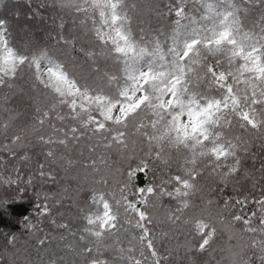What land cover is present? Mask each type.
Wrapping results in <instances>:
<instances>
[{
  "label": "trees",
  "instance_id": "1",
  "mask_svg": "<svg viewBox=\"0 0 264 264\" xmlns=\"http://www.w3.org/2000/svg\"><path fill=\"white\" fill-rule=\"evenodd\" d=\"M118 3L116 27L123 28L139 52L144 49L137 70L149 65L163 66L164 71L182 67L181 98L190 105L223 101V88L207 71L213 65L229 74L239 103L233 106L230 99L216 111L206 138H181L173 130L176 113L161 108L153 92L151 104L113 122L104 119L98 107L70 109L71 99L41 85L28 64L20 67L11 87L0 86V201L12 196L8 180H15V169L33 175L44 162L45 173L50 170L53 179L34 175L28 191L50 214H32L29 200L0 211V264H264V103L250 102L253 92L260 96L264 81L244 73L227 47L201 44L188 61L180 65L177 60L185 38L211 35L213 26L203 17H215L217 10L233 12L228 23L246 50L254 42L264 44L261 0ZM173 5L185 9L179 27L169 14ZM17 11L20 17L11 19L10 43L19 53L48 56L64 66L83 92L104 97L108 105L121 104L131 66L111 44L99 42L106 26L90 0H0V14L11 17ZM178 41L181 47L173 53ZM37 109L41 115L48 113L43 124ZM245 111L252 114L255 127L239 118ZM90 116L104 128L96 131ZM6 120L11 121L7 129ZM16 134L21 141L13 144ZM42 139L50 143L45 146ZM45 152L53 156L45 160ZM140 168L146 171L138 180L129 175ZM138 183L145 188L142 195L136 193ZM100 196L111 203L114 229L85 223L88 214L100 211L93 204ZM129 199L139 200L147 216L142 223L149 235L143 240ZM31 214L25 224L22 218ZM9 233L14 239H8ZM203 240L207 243L201 249Z\"/></svg>",
  "mask_w": 264,
  "mask_h": 264
},
{
  "label": "snow or ice",
  "instance_id": "2",
  "mask_svg": "<svg viewBox=\"0 0 264 264\" xmlns=\"http://www.w3.org/2000/svg\"><path fill=\"white\" fill-rule=\"evenodd\" d=\"M264 7V0H261V5ZM27 7L31 9V4H28ZM110 7L112 8L111 21L113 24V32L110 34L108 39H105L101 34L98 36L99 42L101 44H111L114 52L117 55H126L128 58L125 59V64L131 65L127 69V80L129 82V87L122 89L120 92L121 104L120 111L122 115H125L129 109H139L144 105L151 104L152 95L151 92H159L160 95L157 96L159 106L161 108H166L169 112H175L176 115L173 116V124L177 128L178 132H183L185 135L189 131L195 136L199 135L201 137H206V126L212 118L214 111L219 110L222 106H226L228 101L231 99L233 106L239 103L238 98L235 96L233 85L229 83V74L224 71L217 72V68L213 65H208L207 71L212 74V76L217 80L220 87L223 88L225 96L223 101L220 99L208 100L206 102H197L190 101V105L185 109L183 99L181 98L180 85L184 83V78L182 73L184 69L182 67H177L176 71H164L163 66L161 69H156L154 66L149 65L143 69L137 70L135 65L140 56L136 55L135 45L131 43L130 38L124 32L123 28L116 27L120 22V16L118 9L120 7L118 0H111ZM174 10L170 11V16L175 17L174 23L179 27L182 23V20L186 18L184 16L185 9L179 5L172 6ZM39 11L38 9L36 10ZM35 12H32V15H35ZM103 15V14H102ZM233 12L230 9H225L223 13L217 10L215 17H203L206 23L212 24L211 35H205L200 37L197 33L192 39H184L183 42V51L177 56L179 64L182 65L184 62L188 61L189 58L193 55V50L197 49L203 44L205 48H225L231 50V56L240 61L241 69L244 73L250 76L253 80L264 81V44L253 43L252 47L245 49L244 42L238 41L236 36L237 32L234 30V27L228 23V18L233 17ZM20 13L14 12L10 17L7 14H0V86L11 87V82L17 79L18 72L20 67L28 64L29 67L36 73L35 79L41 84L44 85V81L40 78V73L43 72L44 76L47 78L48 83L44 85L46 88L50 89L55 94L60 97L67 96H81L85 102H95L96 104H102L105 102V98L101 96L93 97L91 94L83 92L79 85L74 79H71L68 73L65 71V68L62 64L57 61L52 60L48 56L42 55L40 58H37L35 55L22 54L19 53L16 48L10 43V26L11 19H19ZM29 19L32 16L28 17ZM261 24H264V16L261 17ZM261 37L264 38V31L261 33ZM123 44L124 46H121ZM181 47L179 41L172 48V52L176 53L177 50ZM141 55L144 53V49H140ZM85 55L86 59L90 58V55L85 51L82 53ZM94 55V54H93ZM95 71L100 72V67L97 66ZM235 79V77H233ZM252 105L264 103V90L261 91L260 96H257L255 92L250 100ZM194 105V106H192ZM69 108L75 110L77 107L76 101L73 100L69 105ZM81 108H84V105L81 104ZM112 106L109 105L107 111L111 112ZM37 116L41 117L39 122L44 123L42 117L48 116L47 112H44L42 115L37 109ZM187 116L188 124L183 125L181 121L179 124L176 123L179 116ZM239 118L244 120L245 123H251V126L255 127V121L252 117V114L248 111L238 114ZM108 118L107 116L105 117ZM126 118V115H125ZM89 122H94L96 131H100L104 128V124L95 117H89ZM11 121L6 120L4 122V127L7 129ZM73 132L76 129H72ZM21 141V136L16 134L12 137V143L17 144ZM45 146H47L49 140H41ZM213 153L215 154L217 149L213 147ZM23 152V149L21 150ZM45 160L50 159L53 156L51 152L44 153ZM15 158V156L13 157ZM37 172L33 175L22 174L20 169H15L16 178L8 180L9 188L11 189L12 196L6 198L4 201H0V211H7L9 204L16 203L19 204L24 200H29L32 202L33 213L38 215H49L50 211L47 205H41L29 194V187L34 184L33 176H38L40 179H53V174L49 170L47 174L45 173V163L39 162L37 165ZM146 169L140 168L131 170L129 175H135L137 180L139 176L143 174ZM179 183H183L184 186H187V181H180V178H176ZM35 188H33V192ZM145 191L143 185L139 184L136 188V193L142 195ZM152 188H148V192L151 193ZM254 203L256 201H253ZM240 203V201H237ZM93 204H95L100 211L97 215L92 216L88 214L85 218V223L87 225H94L99 223L100 229L104 230L106 228L114 229L116 227L115 216L112 213V206L109 200L105 197L100 196L98 198H93ZM127 206L133 211V214L136 216L137 220L140 222L138 226L142 230L141 239L148 237L149 232L147 227L142 223L147 219L146 214L140 208L139 200L127 201ZM30 216H25L22 218V221L27 224L32 218ZM254 215V213H253ZM237 220L240 219L239 216L236 217ZM248 223L247 220L244 221ZM67 225H61V228H66ZM27 230V229H26ZM92 235H100L99 232H93ZM8 239L12 240L14 237L11 234H8ZM44 241H41L43 244ZM207 241L203 240L200 244L201 249L206 245ZM148 247L152 248L151 240H148ZM91 251L90 249L88 250ZM135 264H139V261H136Z\"/></svg>",
  "mask_w": 264,
  "mask_h": 264
},
{
  "label": "rangeland",
  "instance_id": "3",
  "mask_svg": "<svg viewBox=\"0 0 264 264\" xmlns=\"http://www.w3.org/2000/svg\"><path fill=\"white\" fill-rule=\"evenodd\" d=\"M90 1L93 3V5L96 8H98L99 13L101 14V16L103 18V24H105L106 30L102 31V35L104 36L105 39H108L110 34H112V32H113V24L111 21L112 8L110 7L111 0H90ZM121 46H124V45L121 44ZM136 55L141 57V53L137 49H136ZM124 56H125V59L128 58L126 55H124ZM137 61H139V59ZM40 78H41V80L44 81V84L48 83L47 78L44 76L43 72L40 73ZM153 93H155L156 99H157V96L160 95L159 92H153ZM150 94L153 95L151 93V90H150ZM64 98H69L72 101L75 100L78 107H81V104L84 105V108L91 107V106L98 107L101 111L102 117L104 119H106L105 117L107 116L108 118L106 120L113 121V122L122 121L125 118V115H128L129 113L134 111V109H129L125 115H122L121 111H120V107L118 106L120 104L111 105L112 110H111V112H108L107 109H108L109 105L106 103L96 104L95 102H91V103L85 102L81 96H67V95H65ZM184 106H185V109H187L189 107V105H187V104H184ZM216 111L213 112L212 117L216 113ZM211 120H212V118H211ZM181 121L183 122V125H187L188 124L187 116L186 115L179 116L176 123L179 124ZM173 130L175 133H177L179 136H181V138H198V137L203 138V139L206 138V137H201L198 134L194 136L190 131L187 135H185L183 132H178L177 128L175 126H174ZM206 130H207V128H206Z\"/></svg>",
  "mask_w": 264,
  "mask_h": 264
}]
</instances>
